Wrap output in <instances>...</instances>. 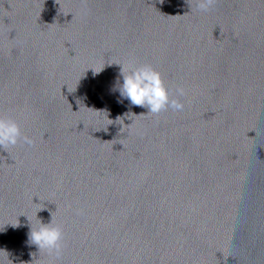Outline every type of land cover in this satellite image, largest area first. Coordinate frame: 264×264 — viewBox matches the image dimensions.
<instances>
[{
  "label": "water",
  "instance_id": "1",
  "mask_svg": "<svg viewBox=\"0 0 264 264\" xmlns=\"http://www.w3.org/2000/svg\"><path fill=\"white\" fill-rule=\"evenodd\" d=\"M130 63L184 110L123 99ZM0 118L34 141L0 148V264H264V0H0Z\"/></svg>",
  "mask_w": 264,
  "mask_h": 264
},
{
  "label": "clouds",
  "instance_id": "2",
  "mask_svg": "<svg viewBox=\"0 0 264 264\" xmlns=\"http://www.w3.org/2000/svg\"><path fill=\"white\" fill-rule=\"evenodd\" d=\"M218 0H196L197 7L202 11L212 9ZM130 70L125 74L121 68L123 84L119 88L120 96L127 99L131 105L146 108L148 114L158 115L169 108L173 111H183L184 104L178 99L170 98L169 90L164 85L161 74L151 65L136 67L130 63ZM177 96H184L183 88L176 89ZM79 105L80 101L77 99ZM117 119H120L117 117ZM32 146L34 141L28 136H23L20 126L14 120L0 118V148L16 146L19 141ZM37 229L31 227L29 241L38 247L39 251L46 250L49 255L59 259L63 253V231L59 226H53V221L43 224L40 220Z\"/></svg>",
  "mask_w": 264,
  "mask_h": 264
}]
</instances>
